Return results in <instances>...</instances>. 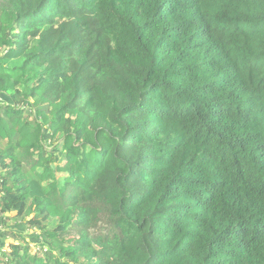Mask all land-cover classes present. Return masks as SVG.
Masks as SVG:
<instances>
[{
    "label": "trees",
    "instance_id": "trees-1",
    "mask_svg": "<svg viewBox=\"0 0 264 264\" xmlns=\"http://www.w3.org/2000/svg\"><path fill=\"white\" fill-rule=\"evenodd\" d=\"M0 228V264H264V0H0Z\"/></svg>",
    "mask_w": 264,
    "mask_h": 264
},
{
    "label": "rangeland",
    "instance_id": "rangeland-1",
    "mask_svg": "<svg viewBox=\"0 0 264 264\" xmlns=\"http://www.w3.org/2000/svg\"><path fill=\"white\" fill-rule=\"evenodd\" d=\"M11 215H14V213H12ZM14 224H16L14 221H10L8 224H7V228L8 226H14ZM1 229V228H0ZM27 234H31L32 233V229H28ZM12 242V239L11 238H7L6 240H4V243H3V248L7 250L8 248V245ZM30 249H31V252H37L39 250V248L37 246H35L33 243L30 245Z\"/></svg>",
    "mask_w": 264,
    "mask_h": 264
},
{
    "label": "water",
    "instance_id": "water-1",
    "mask_svg": "<svg viewBox=\"0 0 264 264\" xmlns=\"http://www.w3.org/2000/svg\"><path fill=\"white\" fill-rule=\"evenodd\" d=\"M8 215V213H6Z\"/></svg>",
    "mask_w": 264,
    "mask_h": 264
}]
</instances>
